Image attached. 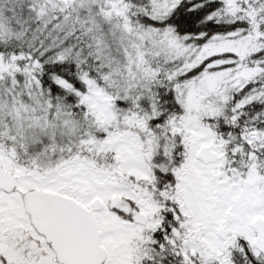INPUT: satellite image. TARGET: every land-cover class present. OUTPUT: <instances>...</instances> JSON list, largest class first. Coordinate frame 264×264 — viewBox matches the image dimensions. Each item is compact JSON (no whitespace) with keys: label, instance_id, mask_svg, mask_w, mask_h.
<instances>
[{"label":"snow or ice","instance_id":"6c2138e0","mask_svg":"<svg viewBox=\"0 0 264 264\" xmlns=\"http://www.w3.org/2000/svg\"><path fill=\"white\" fill-rule=\"evenodd\" d=\"M0 264H264V0H0Z\"/></svg>","mask_w":264,"mask_h":264}]
</instances>
